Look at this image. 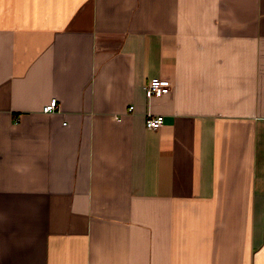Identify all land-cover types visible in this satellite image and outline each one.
<instances>
[{
    "label": "crops",
    "instance_id": "0c3cea01",
    "mask_svg": "<svg viewBox=\"0 0 264 264\" xmlns=\"http://www.w3.org/2000/svg\"><path fill=\"white\" fill-rule=\"evenodd\" d=\"M0 264H264V0H0Z\"/></svg>",
    "mask_w": 264,
    "mask_h": 264
},
{
    "label": "built area",
    "instance_id": "2783aa9c",
    "mask_svg": "<svg viewBox=\"0 0 264 264\" xmlns=\"http://www.w3.org/2000/svg\"><path fill=\"white\" fill-rule=\"evenodd\" d=\"M171 88L172 82L170 80L155 77L147 83L146 95L148 98L161 96L169 93ZM59 108V102L56 99H53L49 104L45 105L43 111L46 113H54L59 111ZM129 110H133V106H130ZM164 121L165 117L163 115H149L146 118V127L151 130H157L163 125Z\"/></svg>",
    "mask_w": 264,
    "mask_h": 264
}]
</instances>
